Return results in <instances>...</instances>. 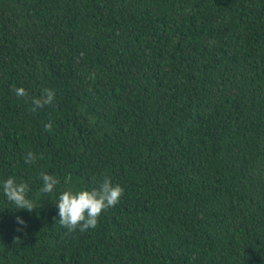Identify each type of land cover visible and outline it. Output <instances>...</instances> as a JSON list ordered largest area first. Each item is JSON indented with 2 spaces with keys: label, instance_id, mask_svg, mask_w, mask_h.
<instances>
[{
  "label": "trees",
  "instance_id": "trees-1",
  "mask_svg": "<svg viewBox=\"0 0 264 264\" xmlns=\"http://www.w3.org/2000/svg\"><path fill=\"white\" fill-rule=\"evenodd\" d=\"M105 177L66 234L59 194ZM0 264H264V0H0Z\"/></svg>",
  "mask_w": 264,
  "mask_h": 264
},
{
  "label": "clouds",
  "instance_id": "clouds-1",
  "mask_svg": "<svg viewBox=\"0 0 264 264\" xmlns=\"http://www.w3.org/2000/svg\"><path fill=\"white\" fill-rule=\"evenodd\" d=\"M16 96L19 98L29 97V93L22 87L14 89ZM56 93L52 89H44L43 94L39 97H32L30 111L36 112L47 105L53 104ZM51 123L44 125L45 131H51ZM42 158V157H40ZM37 155L28 152L25 156V163H34ZM43 185L40 192L51 194L55 191L61 181L46 173H41ZM70 182V177L65 178V183ZM2 190L7 201L14 204L16 208L32 212L36 206L32 199L29 198L30 191L26 182L18 183L15 178H7L2 185ZM124 188L119 184H113L110 178L105 177L97 187L91 189L74 190L71 187L66 188L58 196V202L55 204L58 208V223L67 230L66 234H71L77 230L81 233L90 229H96L101 215L110 208L115 207L122 196ZM19 224L25 222L17 217ZM20 230V229H18Z\"/></svg>",
  "mask_w": 264,
  "mask_h": 264
}]
</instances>
